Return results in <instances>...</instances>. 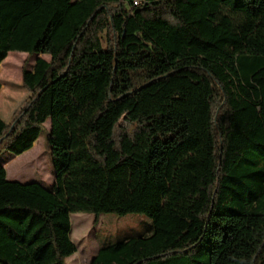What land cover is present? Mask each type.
Instances as JSON below:
<instances>
[{
	"label": "trees",
	"instance_id": "16d2710c",
	"mask_svg": "<svg viewBox=\"0 0 264 264\" xmlns=\"http://www.w3.org/2000/svg\"><path fill=\"white\" fill-rule=\"evenodd\" d=\"M11 51L48 59L0 156L43 132L54 180L0 164V264H64L70 216L109 212L152 231L88 264H264V0H0Z\"/></svg>",
	"mask_w": 264,
	"mask_h": 264
},
{
	"label": "rangeland",
	"instance_id": "374dc122",
	"mask_svg": "<svg viewBox=\"0 0 264 264\" xmlns=\"http://www.w3.org/2000/svg\"><path fill=\"white\" fill-rule=\"evenodd\" d=\"M48 59L44 55H30L11 51L0 62L3 71L0 75V118L7 122L25 105L30 94L22 86L24 71L31 70L37 57ZM49 128V119L45 122ZM4 164L6 179L21 183L37 182L49 187L54 180L50 155L41 132L32 147L19 155L6 152L0 156ZM94 215L74 213L70 216L69 238L75 244L76 251L66 258L64 264H88L97 249L107 243L125 236L145 235L152 231L150 218L144 214L101 213L96 223Z\"/></svg>",
	"mask_w": 264,
	"mask_h": 264
},
{
	"label": "crops",
	"instance_id": "0c3cea01",
	"mask_svg": "<svg viewBox=\"0 0 264 264\" xmlns=\"http://www.w3.org/2000/svg\"><path fill=\"white\" fill-rule=\"evenodd\" d=\"M2 165H4V164H2ZM4 167V166H3Z\"/></svg>",
	"mask_w": 264,
	"mask_h": 264
},
{
	"label": "built area",
	"instance_id": "2783aa9c",
	"mask_svg": "<svg viewBox=\"0 0 264 264\" xmlns=\"http://www.w3.org/2000/svg\"><path fill=\"white\" fill-rule=\"evenodd\" d=\"M136 3V2H135Z\"/></svg>",
	"mask_w": 264,
	"mask_h": 264
}]
</instances>
